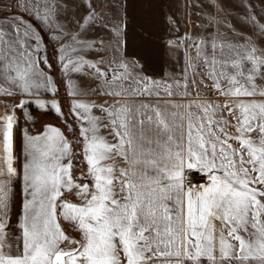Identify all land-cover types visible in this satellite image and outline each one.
Returning <instances> with one entry per match:
<instances>
[{
  "label": "snow or ice",
  "instance_id": "6c2138e0",
  "mask_svg": "<svg viewBox=\"0 0 264 264\" xmlns=\"http://www.w3.org/2000/svg\"><path fill=\"white\" fill-rule=\"evenodd\" d=\"M98 2L0 0V264H264V0Z\"/></svg>",
  "mask_w": 264,
  "mask_h": 264
},
{
  "label": "rangeland",
  "instance_id": "374dc122",
  "mask_svg": "<svg viewBox=\"0 0 264 264\" xmlns=\"http://www.w3.org/2000/svg\"><path fill=\"white\" fill-rule=\"evenodd\" d=\"M9 2V0H5V3ZM254 3L257 4V10L259 11L260 5L258 3V0H253ZM187 3L190 5L192 3V0H187ZM3 5H0V8H2ZM108 15H110L107 11L109 8H113L117 11L120 10V0H99L97 4V10H101ZM196 9H192L191 7H188L187 12L192 13L195 12ZM175 17L179 23L180 28L179 31H173L169 25V22L167 20L168 16ZM112 16V15H110ZM157 24L156 29L157 31L165 38L173 37L175 38L180 33H196L199 32V28H194L192 24L185 23L186 18V10H185V0H160V9L157 12ZM192 21H196L199 23L198 17L196 15L191 16ZM170 60L169 63L166 65V70L170 71H178L181 67V64L179 61L183 60V48L179 49L177 52L170 54ZM183 68V66H182Z\"/></svg>",
  "mask_w": 264,
  "mask_h": 264
},
{
  "label": "crops",
  "instance_id": "0c3cea01",
  "mask_svg": "<svg viewBox=\"0 0 264 264\" xmlns=\"http://www.w3.org/2000/svg\"><path fill=\"white\" fill-rule=\"evenodd\" d=\"M113 8H109V9H107V11H108V13L110 14V15H113ZM182 49V48H181ZM131 50V48L129 47V51ZM171 59V58H170ZM171 61V60H170ZM180 62V64H181V67L179 68V70L178 71H174L176 74H179L180 72H181V70H182V66H183V60H181V61H179ZM166 71H168V72H172V71H170V70H166ZM49 122H55L54 120H49ZM37 127H39V125H37ZM117 162H119V161H117Z\"/></svg>",
  "mask_w": 264,
  "mask_h": 264
}]
</instances>
